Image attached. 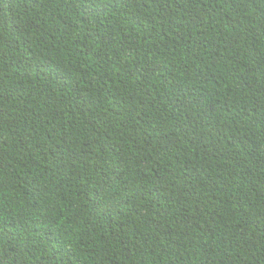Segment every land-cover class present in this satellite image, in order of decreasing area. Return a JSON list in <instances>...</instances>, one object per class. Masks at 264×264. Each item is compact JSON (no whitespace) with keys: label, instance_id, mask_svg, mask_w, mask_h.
Wrapping results in <instances>:
<instances>
[{"label":"trees","instance_id":"16d2710c","mask_svg":"<svg viewBox=\"0 0 264 264\" xmlns=\"http://www.w3.org/2000/svg\"><path fill=\"white\" fill-rule=\"evenodd\" d=\"M0 264H264V0H0Z\"/></svg>","mask_w":264,"mask_h":264}]
</instances>
